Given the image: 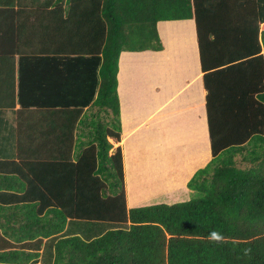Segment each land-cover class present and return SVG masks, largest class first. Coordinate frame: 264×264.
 <instances>
[{
	"label": "trees",
	"instance_id": "obj_1",
	"mask_svg": "<svg viewBox=\"0 0 264 264\" xmlns=\"http://www.w3.org/2000/svg\"><path fill=\"white\" fill-rule=\"evenodd\" d=\"M186 18L210 158L187 179L189 198L127 207L121 149L107 153L119 139L118 53L159 50L156 22ZM67 50L101 55L95 103L108 119L89 118L92 139L71 159L14 174L0 162V264H264V0H0V78L11 81L0 108L19 97L20 57Z\"/></svg>",
	"mask_w": 264,
	"mask_h": 264
},
{
	"label": "crops",
	"instance_id": "obj_2",
	"mask_svg": "<svg viewBox=\"0 0 264 264\" xmlns=\"http://www.w3.org/2000/svg\"><path fill=\"white\" fill-rule=\"evenodd\" d=\"M156 31L159 50L123 48L117 58L119 139H107V153L121 149L127 207L126 184H134L126 174L129 162L138 161L151 177L157 173L159 181L184 185L210 158L194 22L159 20ZM94 56L101 55L67 50L20 57L12 73L19 97L0 108V162L10 174L24 173L29 162L71 159L92 139L89 118L107 122L95 103L101 66ZM4 81L11 84L8 74ZM11 176L23 184L22 175ZM131 196L142 198L141 191Z\"/></svg>",
	"mask_w": 264,
	"mask_h": 264
},
{
	"label": "rangeland",
	"instance_id": "obj_3",
	"mask_svg": "<svg viewBox=\"0 0 264 264\" xmlns=\"http://www.w3.org/2000/svg\"><path fill=\"white\" fill-rule=\"evenodd\" d=\"M135 43L136 41L127 42L123 44V47H127L128 45L133 46L135 45ZM132 49H136V46L132 47ZM234 161L237 166H242L243 164L241 163L240 156L238 154L234 156ZM141 169V165L136 160H134L133 162H129V164L126 165V174L129 175L131 173V178L134 183L133 184L131 182L133 184L131 186L128 183L129 181H127L126 184L129 207H136L159 202L171 203L189 198V191L186 188L185 184L183 185V181H159L157 173L151 177L154 172L150 170L148 171V169L145 171ZM149 178L152 179L150 180ZM132 191L136 193L141 191L142 198L140 197L141 199L138 200L132 199Z\"/></svg>",
	"mask_w": 264,
	"mask_h": 264
},
{
	"label": "clouds",
	"instance_id": "obj_4",
	"mask_svg": "<svg viewBox=\"0 0 264 264\" xmlns=\"http://www.w3.org/2000/svg\"><path fill=\"white\" fill-rule=\"evenodd\" d=\"M207 238H208L209 242L214 243V244L223 242L222 234L220 232L215 231V230L209 232ZM246 254H247V251H246Z\"/></svg>",
	"mask_w": 264,
	"mask_h": 264
}]
</instances>
